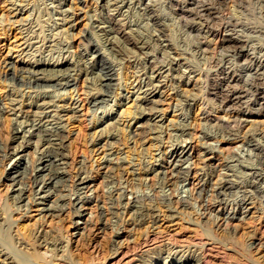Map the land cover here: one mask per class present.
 Returning a JSON list of instances; mask_svg holds the SVG:
<instances>
[{"label":"rangeland","instance_id":"1","mask_svg":"<svg viewBox=\"0 0 264 264\" xmlns=\"http://www.w3.org/2000/svg\"><path fill=\"white\" fill-rule=\"evenodd\" d=\"M228 35L264 58V0H0V264H264V70ZM33 60L69 84L4 76ZM41 118L64 148L39 170L14 127Z\"/></svg>","mask_w":264,"mask_h":264},{"label":"bare ground","instance_id":"2","mask_svg":"<svg viewBox=\"0 0 264 264\" xmlns=\"http://www.w3.org/2000/svg\"><path fill=\"white\" fill-rule=\"evenodd\" d=\"M15 2V1H14ZM17 9V8H16ZM62 12V11H61ZM261 36V35H260ZM86 37L88 38L89 36L86 35ZM160 38V37H159ZM211 39V38H210ZM115 40V39H114ZM30 42V41H29ZM220 43H226V42H230L233 43V46L237 49V52L239 53V55L244 58V59H248V61H250V66L254 67V69L257 71L259 69H263L264 70V58H261L260 56L255 55L253 52H250L248 49H245L243 45V42L241 41V39H239L237 36H232V35H228L226 36V38H221ZM237 44H240V46L238 47ZM199 46V45H198ZM33 48V47H32ZM88 48H90L91 52L93 53V60L95 62L96 57L95 55L98 57L97 61L99 62V64L101 65V67L104 69L105 71V75H106V85L109 87V84L111 82V76H112V71H113V66L111 64V62H109L103 55L100 54L99 48L97 45H95L93 42H90L88 44ZM177 48V47H176ZM264 47L261 46V50ZM259 52V51H258ZM30 54V53H29ZM100 56V57H99ZM73 59V58H72ZM243 59V60H244ZM67 61H63L62 63H59V65L57 67L55 66H48V62H43L40 60H33L30 63L18 67L19 69L16 68L18 72H13L7 76L6 74H4V76L6 77H10L12 80H15V82H17L18 84H22V85H26L28 87H32V86H41V85H54V84H64L67 85L69 84L70 80L67 79L65 82H61V80L58 79V77L56 76L55 72H61V74H57V75H62L64 73H66V69L70 68V66L67 65ZM63 64H66L65 66H62ZM51 65H55L53 63H51ZM246 65V64H245ZM247 66V65H246ZM245 67V66H244ZM243 67V68H244ZM66 68V69H65ZM248 68V67H247ZM71 69V68H70ZM188 69V67H187ZM15 70V69H14ZM15 70V71H16ZM246 70H250V69H246ZM262 70V71H263ZM50 71V72H49ZM99 71V70H98ZM53 73V74H51ZM54 76H56V78H54ZM63 76V75H62ZM102 77V76H101ZM146 81V80H145ZM105 84V83H104ZM112 85V83H111ZM100 86V85H99ZM149 90V89H148ZM237 94V93H236ZM262 96L261 98H264V92L261 93ZM107 94L106 93H101L95 95V93H93L92 95H90V102H92V104H95L101 100H104L105 96ZM234 96V95H233ZM237 96V95H236ZM46 103V102H45ZM48 103V102H47ZM143 109V107H142ZM227 109V108H226ZM1 110V109H0ZM143 111V110H142ZM42 118L40 120H32L31 122H29V124H27V127H23L21 126L22 124H20L19 126H15L14 127V133L15 134H19V133H28V135H33V134H38L40 136L41 139L38 146L39 148H41V151L38 152L40 153V159H42L43 157H46V159L43 160H48L46 161L47 163L42 164L41 168L39 170H41L44 167H50V165H58V161L56 162V160L61 161V148H64V142H63V125L60 126L59 123H55L50 121L49 119H44V121ZM25 125V124H24ZM158 126V125H157ZM13 131V130H12ZM24 133V134H25ZM16 136V135H15ZM20 137H22L21 135H19ZM38 136V137H39ZM23 138V137H22ZM16 140V139H15ZM59 140V141H57ZM20 141V140H19ZM20 146H21V142ZM16 146V145H15ZM1 147V146H0ZM6 147V146H5ZM17 149V147H15ZM180 148V153L181 154L184 151V147L183 146H179L177 148V150ZM22 151V150H21ZM7 153V152H6ZM172 153H174V151H172ZM184 153V152H183ZM177 154V152H176ZM21 155V153H20ZM39 155V154H38ZM177 156V155H176ZM179 156V155H178ZM182 157V156H181ZM178 158V157H177ZM37 159V158H36ZM175 159V158H174ZM42 160V161H43ZM63 160V159H62ZM177 161V160H176ZM34 162V161H33ZM29 165V164H28ZM26 164H25V167ZM147 168V167H146ZM176 168V167H175ZM39 170L35 171V174H30L28 175V177H31L32 180L38 184H41V187L46 183V181L48 180H54V179H62L63 180V174L60 171L57 170H53V171H49L47 173V177L46 178H42L39 179L40 176V172ZM51 170V169H50ZM177 170V169H176ZM182 171V170H181ZM18 172V171H17ZM19 174V172H18ZM179 174V173H178ZM31 175V176H30ZM171 175V174H170ZM87 176V175H86ZM21 177V176H19ZM25 177V176H24ZM12 178V176H11ZM24 180V179H23ZM31 180V181H32ZM230 180V179H229ZM19 181V179L17 180ZM20 182V181H19ZM86 182L85 179H83V177H78V181L76 182V185H82L84 186V183ZM17 184V183H16ZM21 184V183H20ZM19 183L17 184V189L15 191V193L17 192L18 194L21 193L22 189ZM40 192L42 191V188H39ZM36 192V191H35ZM59 193V192H58ZM190 193V192H189ZM55 194V193H54ZM200 194V193H199ZM23 195V194H22ZM19 196V195H18ZM41 196V195H40ZM47 196H49V193H44L42 194V198H46ZM140 197V196H139ZM120 198V197H119ZM20 199V198H19ZM76 199V197L74 198ZM185 199V198H183ZM65 200V199H64ZM135 200V199H134ZM187 200V199H186ZM56 201V200H55ZM177 202L179 203H184L183 200H179L177 199ZM69 203V202H68ZM76 203V202H73ZM187 204V203H186ZM207 205V204H206ZM55 210V209H54ZM214 216V215H213ZM85 220V219H84ZM44 236V235H43ZM46 237V236H45ZM41 238L42 241L46 244H51L53 246L54 249L59 250L58 246L60 244V239L55 238L54 240H47V238ZM53 239V238H52ZM41 243V242H40ZM61 247V246H60ZM64 247V246H63ZM52 248V250H54ZM55 250V251H56ZM1 251V250H0ZM6 251V250H5ZM7 252V251H6ZM6 252H2L3 254ZM5 255V254H4ZM7 255V254H6ZM4 259H10V261L12 263H17L15 259H13L11 256H4ZM191 261V260H190ZM189 261V262H190ZM253 261V260H252ZM188 262V261H187ZM186 261H184L183 264L187 263ZM192 264V263H191ZM195 264V263H194Z\"/></svg>","mask_w":264,"mask_h":264}]
</instances>
